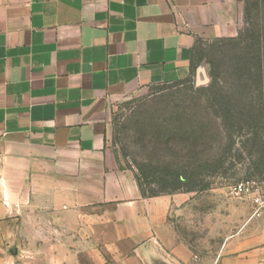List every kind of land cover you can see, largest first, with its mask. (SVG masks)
<instances>
[{
    "label": "crops",
    "instance_id": "crops-1",
    "mask_svg": "<svg viewBox=\"0 0 264 264\" xmlns=\"http://www.w3.org/2000/svg\"><path fill=\"white\" fill-rule=\"evenodd\" d=\"M242 0H0V264H264V220L209 251L191 192L143 196L108 143L111 103L196 75ZM194 65V66H193Z\"/></svg>",
    "mask_w": 264,
    "mask_h": 264
},
{
    "label": "rangeland",
    "instance_id": "rangeland-1",
    "mask_svg": "<svg viewBox=\"0 0 264 264\" xmlns=\"http://www.w3.org/2000/svg\"><path fill=\"white\" fill-rule=\"evenodd\" d=\"M242 1L243 16L233 37L242 33L245 41L235 46L215 38L198 45L208 58L223 61L216 83L211 85L205 58L187 80L154 85L109 105L107 140L126 166L136 173L141 165L153 173L194 176L193 200L175 226L203 251L219 245L243 223L264 220V209L251 197L231 194V187L247 178L264 194V0H249V20ZM250 35L258 41L259 71ZM239 53L247 67L237 73ZM224 103L231 108L230 119L223 117Z\"/></svg>",
    "mask_w": 264,
    "mask_h": 264
},
{
    "label": "trees",
    "instance_id": "trees-1",
    "mask_svg": "<svg viewBox=\"0 0 264 264\" xmlns=\"http://www.w3.org/2000/svg\"><path fill=\"white\" fill-rule=\"evenodd\" d=\"M245 19L249 20L251 17V6H250V1L249 0H245ZM251 35L253 33H250ZM243 34L240 33L237 37H230V38H219V40H224V41H229V42H233L234 45L236 46L237 44L244 42L245 40L243 39ZM250 35V36H251ZM248 39H246L247 41ZM248 42L250 43V46H253V51L255 52L254 57L255 62L257 65V70L259 71L260 69V59L257 57V52H258V41L257 39L253 38L251 36V38L248 40ZM209 55L201 50H198V52H196L195 57H193V63H195V65H198L200 62H202L205 58L208 60L209 64H210V69H209V75L211 76V85H213L214 83H216L218 77L220 76L221 73V67H222V60H215L213 58H208ZM236 56V65H235V69L236 72L237 71H244L245 68L247 67V59L244 58L245 56H241V54H237ZM194 66V65H193ZM238 73V72H237ZM258 79L260 78L259 76L257 77ZM181 82V81H177L176 83ZM223 108V117L224 119H230V112H231V108L226 105V103H224V106H222ZM256 166V165H255ZM257 167V166H256ZM135 178L139 187V190L141 192V194L143 196H154V195H159V194H164V193H174L180 190L183 191H194L196 189V181L194 176H190L185 172H178V171H162L161 173L158 172H150L149 169L145 168L144 166H138V171L137 173L135 172ZM150 184H156L158 186V189H147V186H149ZM207 185H204L202 187H200V189H204Z\"/></svg>",
    "mask_w": 264,
    "mask_h": 264
},
{
    "label": "built area",
    "instance_id": "built-area-1",
    "mask_svg": "<svg viewBox=\"0 0 264 264\" xmlns=\"http://www.w3.org/2000/svg\"><path fill=\"white\" fill-rule=\"evenodd\" d=\"M260 186L251 178L244 179L235 183L231 187V194L235 197L248 196L252 198V202L258 209H264V194L261 195L258 191Z\"/></svg>",
    "mask_w": 264,
    "mask_h": 264
}]
</instances>
